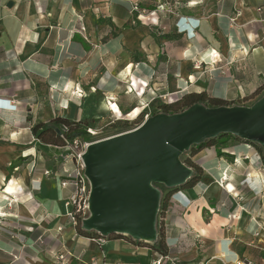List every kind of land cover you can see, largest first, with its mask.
Here are the masks:
<instances>
[{"label":"crops","instance_id":"0c3cea01","mask_svg":"<svg viewBox=\"0 0 264 264\" xmlns=\"http://www.w3.org/2000/svg\"><path fill=\"white\" fill-rule=\"evenodd\" d=\"M262 83L264 0H0V264H264L259 145L199 150L202 174L167 189L159 243L79 232L59 184L72 163L31 132L100 124L110 105L133 120V92L233 101Z\"/></svg>","mask_w":264,"mask_h":264},{"label":"water","instance_id":"95a60500","mask_svg":"<svg viewBox=\"0 0 264 264\" xmlns=\"http://www.w3.org/2000/svg\"><path fill=\"white\" fill-rule=\"evenodd\" d=\"M59 135L60 131L56 130ZM230 134L264 150V96L250 107L194 104L157 114L138 128L93 140L82 160L89 181V217L81 228L102 237L155 242L162 191L185 184L192 170L179 157L190 146Z\"/></svg>","mask_w":264,"mask_h":264},{"label":"trees","instance_id":"16d2710c","mask_svg":"<svg viewBox=\"0 0 264 264\" xmlns=\"http://www.w3.org/2000/svg\"><path fill=\"white\" fill-rule=\"evenodd\" d=\"M264 91V83H262L253 93L252 95H257ZM230 102L232 101H225L219 98L212 97L210 94L205 92L200 93H187L182 95L179 98H176L174 100H170L168 102L163 101L158 106V109L163 114H176L184 111L185 109L189 108L190 106L194 104H202L209 108H216V107H223V106H229ZM143 113H140L139 117H142ZM94 123L96 121H93ZM127 120H116L112 121L110 126H118L119 124H127ZM98 124V123H96ZM96 124H89L87 121H74L69 120L67 118H61V117H55L46 125L38 124L31 128V132L33 136L40 140L41 142H48L55 147L58 148H64L65 145L74 140V139H84L87 140V137H90L87 134L88 128H94L97 125ZM118 124V125H117ZM107 126V124L105 125ZM56 130L60 131V134L58 135L56 133ZM227 139H235L239 140L235 137H233L230 134H220L217 136V139H213L210 141H205L204 143L199 144L197 147L193 148V150L190 151V154L184 159L183 163L194 170V178L191 179V181H194L196 177L200 176L202 174V170L200 167H198L193 161V156L201 149L206 147H217L221 144H223ZM89 140V139H88ZM260 153L262 152L261 149L257 145H253ZM264 157H262L263 159ZM170 197V192L167 190L163 193L161 203H160V211L159 214L163 211V208H165L168 198ZM159 217V216H158ZM160 220V218H159ZM79 223L77 222L75 225L78 228V231L81 232L79 229ZM158 230L161 231V223L159 222ZM82 233V232H81ZM119 235H112L109 238H117ZM162 241V235L161 232H159L158 236V242L160 243Z\"/></svg>","mask_w":264,"mask_h":264},{"label":"built area","instance_id":"2783aa9c","mask_svg":"<svg viewBox=\"0 0 264 264\" xmlns=\"http://www.w3.org/2000/svg\"><path fill=\"white\" fill-rule=\"evenodd\" d=\"M164 100L163 97H159ZM87 134L92 139L95 137L98 132L93 128L87 129ZM98 140V139H96ZM93 140H84V139H74L68 142L60 154L61 158L68 160L72 163V168L63 167L64 177L61 178L60 186L65 187L68 182L73 186L72 194L66 200V207H68L67 217L69 218L72 225H76L81 219H85L86 213L88 210V199L90 193L89 181L84 175V163L82 157L86 152L87 147L92 143ZM49 174V171L46 172ZM59 264H65L64 255L58 257ZM160 261H157L156 264H159Z\"/></svg>","mask_w":264,"mask_h":264},{"label":"rangeland","instance_id":"374dc122","mask_svg":"<svg viewBox=\"0 0 264 264\" xmlns=\"http://www.w3.org/2000/svg\"><path fill=\"white\" fill-rule=\"evenodd\" d=\"M133 93H134V96L136 95V97H138V98L141 97L142 98V99L140 98V100L139 99L137 100V103H139V101H141V104L138 105V106L141 107V112L140 113H143L142 114V117L136 118L135 120H129V119H127V118L124 117L122 119L123 120H127L129 122H127V124H119V125L117 124L118 126H114V125L113 126H110V125H108L112 121L120 120V118H118L117 116H115L114 113H112L111 110H110V114H109L110 119L104 120V121L100 122V124L99 123L96 124L97 122L94 123L93 121H97V120H94L95 118H90L89 117L88 119H85V121L89 122V124H91V125L92 124L93 125L96 124L97 126L94 127L93 129L94 130H97V132H98V134L95 137H93L92 139L90 137H87L89 140L103 139V138L110 137V136H113V135H116V134H120V133H123V132H127V131L134 130V129L138 128L146 119L151 118V117H153V116H155L157 114H162L159 111L158 106L161 103H163V101L168 102L170 100H174L175 99L170 94H167L166 93V94L160 95V94L155 93V91H153V92H148L150 98H148V99L145 98L143 100V97L142 96H144L145 93H143L141 95H139L138 92H133ZM205 93H208V92L206 91ZM252 93H250V94H246V93L244 94L243 93L242 96H239V98H237V99H235L233 101L230 100V101H232V102L229 103L230 105L229 106H225V107H250L256 101H258L259 99H261L264 96V91L261 92V93H259V94H257V95H252ZM163 96L165 97L164 100L161 99V98H159V97H163ZM203 106H205V105H203ZM135 107H137V106H135ZM135 107H133V108H135ZM205 107H207V106H205ZM207 108H209V107H207ZM122 115L123 116L124 115H127V113L126 114H123L122 113ZM106 124H107V126H105ZM213 139H217V137L210 138V139L205 140V141H210V140H213ZM197 146L198 145H192V146H190L189 150L188 151H185L179 157V160L183 163L184 159H186V157L190 154V151L193 150V148H195ZM156 186L161 189L162 193H164V191L167 190V188H164L162 185H156ZM88 217H89V212L86 213L85 219L88 218ZM83 220L84 219H81L80 220V223H79L80 226L82 225L81 223H82ZM112 235H119V234H113L112 233L108 237H111ZM119 236H121V235H119Z\"/></svg>","mask_w":264,"mask_h":264},{"label":"bare ground","instance_id":"6f19581e","mask_svg":"<svg viewBox=\"0 0 264 264\" xmlns=\"http://www.w3.org/2000/svg\"><path fill=\"white\" fill-rule=\"evenodd\" d=\"M115 104V103H114ZM114 107V106H113ZM108 108H109V110H111L112 111V109H111V105L110 106H108ZM141 112V111H140ZM140 112L138 113V115L133 119V120H135L136 118H138V116L140 115ZM112 113H113V111H112Z\"/></svg>","mask_w":264,"mask_h":264}]
</instances>
